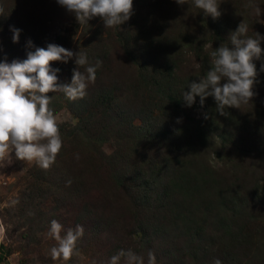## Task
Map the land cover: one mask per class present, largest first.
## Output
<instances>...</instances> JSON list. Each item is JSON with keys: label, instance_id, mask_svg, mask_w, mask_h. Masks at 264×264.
I'll return each mask as SVG.
<instances>
[{"label": "rangeland", "instance_id": "rangeland-1", "mask_svg": "<svg viewBox=\"0 0 264 264\" xmlns=\"http://www.w3.org/2000/svg\"><path fill=\"white\" fill-rule=\"evenodd\" d=\"M241 3L259 5L264 10V0H243ZM0 7L4 9L3 16H0V61L5 58L8 63L14 59L22 61L27 58V52H34L36 47L46 48L49 43L62 46L73 53L88 52L93 47L91 45H95L93 49L100 45L109 55L105 53L99 58L103 63L96 72L99 82L95 91L99 88L115 90L117 88L114 86L123 85L125 79L138 78V66L132 57L122 45L110 41L119 28H104L103 21L98 18L90 20L88 26H80L72 14L58 6L56 0H0ZM234 8L232 3L223 4L220 16L222 18L217 26L208 28L197 21L193 31L194 38L192 33L187 32L185 36L188 38L185 40L188 41L191 37L196 40V50L201 48L202 55L208 58L210 54L207 50L216 40H212L215 35L213 31L218 28L220 36L225 34L230 42L231 33L237 29L233 18H225L230 11L234 13ZM192 11L190 6H186L176 14L179 17L187 13L192 16ZM208 17L212 19L211 16ZM196 19L199 18L191 17V21ZM166 21L171 22L170 18H166ZM246 24L247 37L252 35L255 38V33L264 36V12L258 18L251 9ZM10 27L21 30L17 43L12 42ZM93 34L96 39H106L109 45L99 43L96 39L97 42L91 44ZM29 41L33 45L31 48L28 47ZM98 49L102 51L100 47ZM261 49L264 50V40L261 41ZM176 55L180 59L181 55ZM188 57L185 55L179 61L182 75L199 76L200 79L206 76L201 75V61L196 57ZM88 61L90 65H95L92 60ZM254 63L257 66L256 61ZM51 67L59 69L58 83L64 84L71 82L72 71L76 65L73 58L67 64L53 62ZM80 70L83 72L84 67ZM257 73L258 82L253 89L256 95L250 101L251 104L241 105L239 109H226L232 117V123H222L218 116L220 121L216 123L217 130L213 132V140L210 141L214 145L207 151L200 149L197 154L203 157L199 160L200 165L208 168L211 173L219 174L216 176L219 178L220 188L214 199H228L227 205L234 207L231 212H216L215 209L208 212L188 211L185 225L175 228L163 219L164 225L160 222L159 224L163 225L160 227L166 226V231H160L156 235L149 230L145 237L140 232V226H136L139 221L137 214L128 215L129 218L120 223L119 219L114 218L122 214L119 205H110L106 200L113 199L114 192L103 195L100 189L97 191L89 188L84 201L63 204L48 202L51 196L39 195L34 188L38 178L37 164L17 160L13 153L12 162L0 167V264H109L110 258L122 249L140 251L144 264H148L149 251L155 254L156 264H213L216 259L221 264H264V73ZM93 91L88 87L87 100L91 98L90 93ZM49 95L52 97L49 108L56 117L63 141L55 160L54 171L59 172L58 163L65 166L72 160L77 162L75 168L81 170L79 172L82 175L88 176L89 166L86 160L81 162L84 156L81 157L78 149L85 141L77 138L74 142L69 139V143L64 139V135L70 131H73L72 136L77 133V137L81 133L78 134V129L74 131L78 118L66 107L70 101L61 92ZM136 95L137 98L146 99L144 95ZM145 101L142 100L141 103L144 104ZM195 106L193 111L191 108V113L195 112V118L201 119L204 105L197 102ZM156 114L151 112V116ZM243 120L246 124L240 125ZM133 124L137 126L139 121L135 119ZM242 126L243 131L239 129ZM219 132L226 137L224 141L218 136ZM119 143L118 139L109 137L99 145L92 138L89 145L91 151L99 149L101 153L110 155ZM243 149L247 150L245 155L239 153ZM213 151L218 155H212ZM235 161L237 163L233 164L236 165L231 166ZM235 169H240L242 173L232 176ZM54 171L52 177L57 176ZM211 178L212 174L206 173L200 179L204 182ZM93 179L94 177L89 178L88 182L91 183ZM50 183L53 187L55 179H51ZM207 185L208 183L204 187ZM59 186L61 190L63 186ZM155 214L150 212L147 219L155 220ZM168 217L173 215L166 212L165 218ZM188 217L193 220L192 223L188 222ZM52 220L62 225L61 236L68 229H75L77 225L84 228V235L77 242L79 254H74L68 261L62 258L53 260L51 257L50 250L58 243L49 236ZM107 220L111 222L106 224ZM118 264H125V258L122 257Z\"/></svg>", "mask_w": 264, "mask_h": 264}, {"label": "trees", "instance_id": "trees-1", "mask_svg": "<svg viewBox=\"0 0 264 264\" xmlns=\"http://www.w3.org/2000/svg\"><path fill=\"white\" fill-rule=\"evenodd\" d=\"M187 1L188 4L180 6L175 0H133L134 14L129 21L120 26L114 36H111L110 41L122 45L132 57L138 66V78L125 79L123 85L114 86L117 88L115 90L99 88L95 91V86L99 82L96 73L95 83L89 86V89L94 90L90 93L91 98L87 100L85 96L76 100L77 102L70 101L66 104L68 111L78 118L74 131L78 129V134L81 133L80 137H77V133L72 136L73 131H70L64 135V139L69 143L76 141L77 138L85 141L78 149L81 157L84 156L81 162L84 163L86 160L89 172L88 176L82 175L79 172L81 170L75 168L77 162L72 160L65 166L58 163L59 172L54 171L55 163L48 170L37 165L38 178L35 182L37 187L34 185V188L39 195L51 196L48 202L63 204L84 201L90 189L97 191L100 189L103 195L114 192L113 199H106L110 205H119L118 208L122 211V214L114 218L119 219L120 223L126 221L128 215L137 214L139 221L136 226H140V232H143L145 237L149 230L156 235L160 234V231H166V226L160 227L164 225L163 219L177 228L185 225L188 211L208 212L215 209L216 212L221 210L231 212V208H234L227 205L228 199L224 197L214 199L220 188L219 178L216 176L219 174L211 173L208 168L200 165L199 160L203 157L197 155L200 149L207 151L214 145L210 141L213 140V132L217 130L216 123L220 119L222 123H232V117L229 114L226 117L217 114L214 99L208 97L203 104L202 118H195V112L191 113V108L193 111L195 104L200 103L199 97H196L192 107H187L182 94L188 91L191 81L199 80L200 77L182 75V66L179 62L185 55L190 59L198 58L201 61L200 69L203 71L201 75H206L211 67V52L221 44L231 45L225 34L223 37L220 36L217 28L213 31L215 35L212 39L216 40L207 50L209 57L202 55L201 48L196 50L198 45L192 37L194 38L193 31L197 21L211 28L217 26L222 17L217 19L205 17L201 10L195 8L193 0ZM219 2L221 3L219 11L223 4L232 3L235 7L234 13L230 11L225 18H233L237 27L242 21L246 23L251 8L242 5L243 0ZM186 6L193 9L192 16L187 13L179 17L177 15L179 10ZM191 17L199 19L191 21ZM166 18H170L171 22H167ZM187 32L192 33L188 41L185 40L188 38L185 36ZM92 36L91 44L98 40L99 43L109 45L106 39H96L95 34ZM91 46L92 49L83 53L87 54L93 64L105 53L109 55L100 45L102 51L98 49L99 47L93 49L95 45ZM177 53L181 55L180 59L177 58ZM256 63L258 72L261 63H264V57L262 56ZM136 93L144 95L146 99L137 98ZM142 100H146L144 104L141 103ZM152 100L155 101L151 103ZM151 112L157 114L151 116ZM205 114L208 115V119L204 118ZM135 119L139 121L137 126L133 124ZM245 124V120L240 122V125ZM239 129L243 131L244 127ZM82 134H85V137ZM218 136L222 141L226 139L220 132ZM109 137L120 142L110 155L101 153L99 149L91 151L89 144L92 138L100 145ZM246 151L243 149L239 153L245 155ZM97 153L99 156H96ZM212 155L218 153L213 151ZM233 163L237 161L232 162L231 166L236 165ZM53 171L57 173L56 177H52ZM206 173L212 174V178L203 182L200 178ZM238 173L241 174L242 171L235 169L232 176L236 177ZM92 177L94 179L89 183L88 180ZM51 179H55L53 187ZM206 183L208 185L205 188ZM59 185L63 186L61 190ZM152 211L156 213L155 220H148L147 215ZM166 212L171 213L173 217L166 219ZM109 222L111 221H105L106 224ZM188 222L192 223L193 220L188 217ZM133 252L141 256L140 251Z\"/></svg>", "mask_w": 264, "mask_h": 264}, {"label": "clouds", "instance_id": "clouds-1", "mask_svg": "<svg viewBox=\"0 0 264 264\" xmlns=\"http://www.w3.org/2000/svg\"><path fill=\"white\" fill-rule=\"evenodd\" d=\"M177 5L187 4V0H175ZM58 6L72 14L80 26H88L93 18L103 21L104 28H119L129 21L133 13V0H56ZM195 8L205 16L219 18L218 0H193ZM251 8L256 17H260L262 8L259 5H245ZM4 9L0 7V16ZM12 42L17 43L20 29L10 27ZM248 25L243 21L230 35V45L221 44L211 52V67L206 76L193 80L184 91L182 98L187 107L199 97L200 105L208 97L216 104V112L227 116L226 109H239L241 105L251 104L256 95L253 91L257 81V70L254 61L264 56L260 44L264 36L255 33V38L247 37ZM28 47H33L28 42ZM24 60L0 61V167H5L15 159L35 162L40 168L48 170L56 160L62 148V138L56 123L53 110L49 108L52 97L50 93L61 92L69 101L85 98L89 84H94L97 69L102 61L90 65L86 53H73L62 46L49 43L46 48L36 47L29 51ZM74 58L76 67L72 71L70 83H58L59 69H53V62L67 64ZM86 66V67H85ZM84 67L82 72L80 69ZM260 71L264 72V63ZM205 119L208 115L205 114ZM180 120H177L179 123ZM18 203V201H14ZM62 225L51 221L49 236L58 243L51 248L53 260L62 258L68 261L74 254H79L77 242L84 235L82 225L68 229L61 236ZM125 264H144L143 257L132 250H120L110 258L109 264H118L121 258ZM148 264H156L155 254L148 252ZM213 264H221L219 259Z\"/></svg>", "mask_w": 264, "mask_h": 264}]
</instances>
